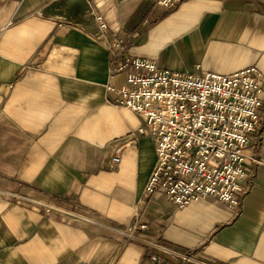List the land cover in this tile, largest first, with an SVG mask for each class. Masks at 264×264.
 I'll return each instance as SVG.
<instances>
[{
	"label": "crops",
	"instance_id": "0c3cea01",
	"mask_svg": "<svg viewBox=\"0 0 264 264\" xmlns=\"http://www.w3.org/2000/svg\"><path fill=\"white\" fill-rule=\"evenodd\" d=\"M115 39L164 69L264 72V0H0V264H264V92L240 206L147 197L155 145L107 91Z\"/></svg>",
	"mask_w": 264,
	"mask_h": 264
},
{
	"label": "built area",
	"instance_id": "2783aa9c",
	"mask_svg": "<svg viewBox=\"0 0 264 264\" xmlns=\"http://www.w3.org/2000/svg\"><path fill=\"white\" fill-rule=\"evenodd\" d=\"M183 1L157 3L171 9ZM101 27H107L102 20ZM108 45L111 77L125 73L126 80L121 86L108 84L107 91L114 104L144 116L155 145L157 159L144 195L162 193L179 207L208 196L240 206L247 192V150L262 118L264 72L256 66L228 75L169 70L155 61L125 58L121 39ZM121 151L122 146L116 149L114 162ZM161 248L185 261L195 256Z\"/></svg>",
	"mask_w": 264,
	"mask_h": 264
}]
</instances>
